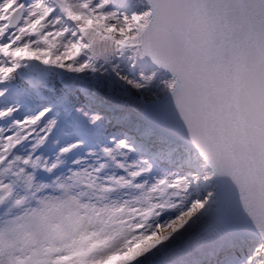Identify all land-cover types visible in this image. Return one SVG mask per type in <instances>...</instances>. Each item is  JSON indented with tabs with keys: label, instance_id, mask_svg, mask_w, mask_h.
<instances>
[{
	"label": "snow or ice",
	"instance_id": "1",
	"mask_svg": "<svg viewBox=\"0 0 264 264\" xmlns=\"http://www.w3.org/2000/svg\"><path fill=\"white\" fill-rule=\"evenodd\" d=\"M0 264H264V0H0Z\"/></svg>",
	"mask_w": 264,
	"mask_h": 264
}]
</instances>
